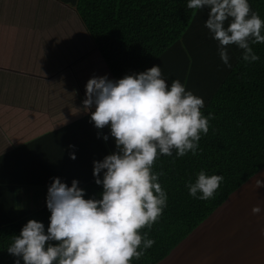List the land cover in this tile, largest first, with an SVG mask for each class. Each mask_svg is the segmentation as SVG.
I'll return each instance as SVG.
<instances>
[{
  "label": "trees",
  "instance_id": "obj_1",
  "mask_svg": "<svg viewBox=\"0 0 264 264\" xmlns=\"http://www.w3.org/2000/svg\"><path fill=\"white\" fill-rule=\"evenodd\" d=\"M187 4L188 0H77L75 6L81 31L114 80L160 66L170 84L179 79L186 90L204 99V116H215L210 120L208 133L201 135L196 155L189 152L177 157L173 152L172 156L162 155L156 160L153 171L163 172L159 182L168 196L167 207L151 230H141L142 234L148 232L155 244L139 260L133 259L132 264H155L164 258L264 166V44L252 45L260 57L252 63L243 61V50L238 46H228L232 66L227 67L220 58L218 41L205 27L210 9L193 10ZM249 4L264 20V0H249ZM21 84V79L6 82L5 71L0 70V93L20 89ZM103 146L106 153L114 152V145L110 151ZM89 147L79 144L76 159L71 158L70 152H60V158H56L60 167L57 173L62 182L78 180L86 199H101L103 185L95 182L94 162L90 158L93 151ZM201 170L224 177L214 197L206 201L190 196L186 187L189 181L195 182ZM100 175L102 179L103 171ZM5 183L4 178L0 182L2 198ZM28 210L19 218L1 209L0 264H15L17 257L7 248L29 220L43 222L47 230L51 216L47 203ZM20 264H24L22 258Z\"/></svg>",
  "mask_w": 264,
  "mask_h": 264
},
{
  "label": "clouds",
  "instance_id": "obj_2",
  "mask_svg": "<svg viewBox=\"0 0 264 264\" xmlns=\"http://www.w3.org/2000/svg\"><path fill=\"white\" fill-rule=\"evenodd\" d=\"M187 7L210 9L205 27L218 41L227 67L232 66L230 45L243 50L247 63L260 59L252 45L264 44V20L249 0H188ZM93 106L95 111H91ZM204 106V99L186 90L179 79L169 87L160 66L119 80L107 75L90 78L84 110L91 111L97 129L110 127L117 149L94 161L93 174L96 184L103 185L102 198L86 199L76 179L68 186L54 178L46 201L50 224L46 230L43 222L31 219L13 237L7 250L17 257L15 264H20V258L24 264H132L133 259L139 260L155 244L141 230H151L168 201L159 182L163 172H154L153 166L162 155L197 154L201 135L208 133L210 120L215 118L213 113L202 114ZM103 138L107 141L108 136ZM70 155L76 159L75 152ZM223 180L222 175L201 170L186 187L190 196L206 201L214 197ZM256 187H264V180H257ZM260 211L259 205L252 209L253 214Z\"/></svg>",
  "mask_w": 264,
  "mask_h": 264
},
{
  "label": "crops",
  "instance_id": "obj_3",
  "mask_svg": "<svg viewBox=\"0 0 264 264\" xmlns=\"http://www.w3.org/2000/svg\"><path fill=\"white\" fill-rule=\"evenodd\" d=\"M76 2L0 0V70L6 82L22 80L20 89L0 93V182L6 179L0 214L20 218L47 201L49 186L61 178L60 152L87 144L94 162L109 155L103 144L117 150L110 127L91 121L95 107H83L90 78H114L81 31Z\"/></svg>",
  "mask_w": 264,
  "mask_h": 264
},
{
  "label": "water",
  "instance_id": "obj_4",
  "mask_svg": "<svg viewBox=\"0 0 264 264\" xmlns=\"http://www.w3.org/2000/svg\"><path fill=\"white\" fill-rule=\"evenodd\" d=\"M257 180L264 166L155 264H264V187Z\"/></svg>",
  "mask_w": 264,
  "mask_h": 264
},
{
  "label": "rangeland",
  "instance_id": "obj_5",
  "mask_svg": "<svg viewBox=\"0 0 264 264\" xmlns=\"http://www.w3.org/2000/svg\"><path fill=\"white\" fill-rule=\"evenodd\" d=\"M244 183V182H243Z\"/></svg>",
  "mask_w": 264,
  "mask_h": 264
}]
</instances>
